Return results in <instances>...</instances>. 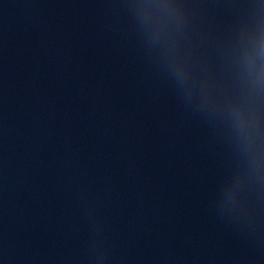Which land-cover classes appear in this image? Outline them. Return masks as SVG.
<instances>
[{
  "label": "water",
  "instance_id": "95a60500",
  "mask_svg": "<svg viewBox=\"0 0 264 264\" xmlns=\"http://www.w3.org/2000/svg\"><path fill=\"white\" fill-rule=\"evenodd\" d=\"M0 264H264V0H0Z\"/></svg>",
  "mask_w": 264,
  "mask_h": 264
}]
</instances>
